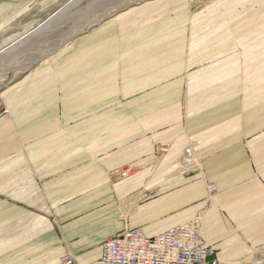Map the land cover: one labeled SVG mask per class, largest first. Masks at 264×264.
<instances>
[{
  "label": "crops",
  "instance_id": "1",
  "mask_svg": "<svg viewBox=\"0 0 264 264\" xmlns=\"http://www.w3.org/2000/svg\"><path fill=\"white\" fill-rule=\"evenodd\" d=\"M69 1L0 0V264H92L198 213L220 263L264 264V0H142L26 64Z\"/></svg>",
  "mask_w": 264,
  "mask_h": 264
},
{
  "label": "built area",
  "instance_id": "2",
  "mask_svg": "<svg viewBox=\"0 0 264 264\" xmlns=\"http://www.w3.org/2000/svg\"><path fill=\"white\" fill-rule=\"evenodd\" d=\"M7 111L0 101V116ZM181 169L186 172L198 167L190 148L183 152ZM132 172L130 168L112 173L124 179ZM212 195L216 189L208 187ZM202 213L191 221L169 229L151 238L139 230L127 229L119 236L107 239L101 245V255L92 264H222L217 260L216 250L206 246L200 236ZM59 264H78L70 254H63ZM263 264V263H257Z\"/></svg>",
  "mask_w": 264,
  "mask_h": 264
},
{
  "label": "rangeland",
  "instance_id": "3",
  "mask_svg": "<svg viewBox=\"0 0 264 264\" xmlns=\"http://www.w3.org/2000/svg\"><path fill=\"white\" fill-rule=\"evenodd\" d=\"M140 1L142 0H106L104 3L99 4L91 13L86 12V7H88L89 2L86 0L81 2L80 5L70 10V12H80L83 14L75 17L73 20L68 21V23L64 25L60 31L52 34L45 41V43L40 45L39 48L34 51L32 56L25 63L33 65L36 60L53 49L63 38L69 36L73 30H78L79 34H81L91 26L98 24L120 10ZM58 6L61 5H57V7ZM57 7H53L48 13L52 12Z\"/></svg>",
  "mask_w": 264,
  "mask_h": 264
},
{
  "label": "water",
  "instance_id": "4",
  "mask_svg": "<svg viewBox=\"0 0 264 264\" xmlns=\"http://www.w3.org/2000/svg\"><path fill=\"white\" fill-rule=\"evenodd\" d=\"M71 6H73L72 5V3H71V1L69 2V3H67L64 7H62V8H60V9H58L55 13H53L50 17H48L47 18V20H45L41 25H39V27L40 28H46L53 20H54V18L58 15V14H61V13H64V12H66L69 8H71ZM37 31H33V33L32 34H35ZM32 34H28V35H26V37H23L20 41H18V42H16V43H14L13 45H11V47L8 49V50H12V49H14L15 47H19L21 44H22V42H23V40H24V38H28V37H30V35H32Z\"/></svg>",
  "mask_w": 264,
  "mask_h": 264
},
{
  "label": "bare ground",
  "instance_id": "5",
  "mask_svg": "<svg viewBox=\"0 0 264 264\" xmlns=\"http://www.w3.org/2000/svg\"><path fill=\"white\" fill-rule=\"evenodd\" d=\"M70 1H71L72 4H76V3H79V2L82 1V0H70ZM70 1H69V2H70ZM91 1L96 3L97 0H91ZM102 3H103V2H102ZM93 5H95V4H93ZM59 9H60V8H59ZM64 17H65V16H64ZM60 20H61V19H60ZM62 20H63V19H62ZM63 21H64V20H63ZM46 52H47V51H46ZM0 57H1V56H0ZM1 65H2V63H1Z\"/></svg>",
  "mask_w": 264,
  "mask_h": 264
}]
</instances>
